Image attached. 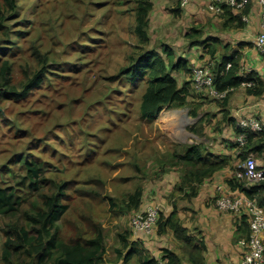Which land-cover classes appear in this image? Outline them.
<instances>
[{
  "label": "rangeland",
  "instance_id": "374dc122",
  "mask_svg": "<svg viewBox=\"0 0 264 264\" xmlns=\"http://www.w3.org/2000/svg\"><path fill=\"white\" fill-rule=\"evenodd\" d=\"M153 1L156 6L149 14L145 46L162 55L161 43L187 52L189 56L181 59L190 71H174L177 77L183 74L189 79L194 68L220 59L201 52V45L197 51L191 50L184 36L192 25L201 26L205 32L210 26L209 21L203 22L204 17L210 20L218 14L210 11L209 18L203 4L199 5L203 11L198 13L200 21L190 11L183 10L177 17L169 12L170 2ZM16 2V17L8 22L10 33L0 31V58L12 62L16 83L40 66L33 48L46 57V62L39 85L19 99L0 98V184L17 186L21 194L27 192L22 182L25 171L15 160L16 154L39 162L47 179L63 184L62 201L67 210L58 224L64 232H89L93 221L101 223L105 259L118 264V233L129 230L134 235L137 231L132 227V216L148 205H157L163 216L169 212L168 205L173 208L172 182L161 178L159 169L169 168L171 154L183 152L184 145L202 141L189 131L197 121L190 115L191 106L198 104L195 98L211 103V118L216 117L214 110L221 109L220 104L213 99L211 89L196 90L191 85L190 105L164 107L152 122L139 118L143 86L138 79L132 82L118 73L128 63V56L138 50L132 30L133 0ZM172 2L177 6L176 0ZM181 38L185 43H180ZM199 56L200 65L190 63ZM207 120L206 126L215 129L214 125L225 119L221 112L214 124ZM206 126L203 124V130ZM240 149L236 147L237 155ZM250 154L264 165V157L252 152L236 156L235 165L242 168ZM168 170L176 171L178 180L181 173L174 166ZM138 186L148 204L143 210L141 206L138 210L126 206L127 195ZM143 200L141 205L146 204ZM181 200H177V208ZM2 241L0 232V247Z\"/></svg>",
  "mask_w": 264,
  "mask_h": 264
},
{
  "label": "trees",
  "instance_id": "16d2710c",
  "mask_svg": "<svg viewBox=\"0 0 264 264\" xmlns=\"http://www.w3.org/2000/svg\"><path fill=\"white\" fill-rule=\"evenodd\" d=\"M16 1L0 0V31L4 35H7L11 28L8 22L11 23L16 17ZM133 1L132 30L137 37L135 48L138 50L128 56V63L122 66L118 73L132 82L137 79L140 81L143 90L139 100V118L152 122L164 107L190 105L192 81L189 78L179 84L173 76L174 71L189 72L190 69L184 59L175 57L169 46L161 43L165 55L153 47L146 48L149 40L147 34L149 14L153 2ZM220 6L221 29L228 30L243 25L242 15L247 13L248 6L242 13L233 12L226 3ZM171 10L175 16L180 15L179 0L177 6ZM202 35L203 28L198 25L190 26L184 34L190 46L199 44L211 58H214L220 44L219 39L215 37L202 39ZM223 49L220 59L213 61L211 72L214 89L225 94L222 97L213 96V99L220 104L223 119L233 121L232 118H228V110L225 108L232 93L239 87H244L248 94L261 95L264 83L254 71L241 73L240 51L233 50L228 54L226 52L229 49L228 44L224 45ZM33 53L40 66L30 74L25 73L21 83L13 81L12 62L8 58H0V98L19 99L28 93L29 89L40 84L46 57L41 55L37 48H33ZM246 82H251V85H243ZM190 115L198 116V104L191 106ZM203 120L204 117L197 118L189 127V131L197 136L203 135ZM236 127L238 133L240 128ZM232 146L238 147L237 141L232 143ZM240 148L238 156L252 152L264 157V125L258 132L246 131L245 143ZM170 157L169 168L174 166L181 174L170 194L173 197L172 211L166 216L159 214L155 224L158 234L171 231L180 244L181 253L165 247L157 259L140 241L131 239L132 233L129 230H125L118 233L120 246L115 248V259H119L120 264H182L183 257L190 264H207L203 236L196 230L197 228L194 229L197 232H192L183 225L178 216L177 200H191L195 197L204 180L229 166L231 158L225 154L205 151L202 144L197 142L184 145L183 152L172 153ZM15 160L25 171L22 182L28 191L21 194L17 186L0 184V232L3 235L0 264H115L105 259V229L102 224L93 221L89 232L74 231L72 234H66L58 224V220L67 210L62 201L65 195L63 184L47 179L40 163L29 159L26 154H16ZM161 167L159 169L161 174L169 169ZM231 169L234 171L233 175L226 179L227 186L231 190L242 192L249 199H254L264 210V179L250 182L245 177L237 175V172L242 171L241 167L231 166ZM140 186L127 195L128 208L139 209L143 199V190ZM238 219L235 220V226L237 232L240 231L239 237L247 239L250 231L248 215L240 213Z\"/></svg>",
  "mask_w": 264,
  "mask_h": 264
},
{
  "label": "crops",
  "instance_id": "0c3cea01",
  "mask_svg": "<svg viewBox=\"0 0 264 264\" xmlns=\"http://www.w3.org/2000/svg\"><path fill=\"white\" fill-rule=\"evenodd\" d=\"M165 1L168 3L170 2L168 9H172V0ZM152 2L154 8L156 5H154L153 0ZM211 3V0H203V2L191 0L188 5L186 4L185 6H181L180 15L183 14V10L185 13L186 11H190L192 15H195L194 19L199 20L200 15L198 13L203 12L199 8V5L203 4H205L204 10L207 11L206 15L208 17L210 16V11L213 14H218L210 20L204 17L203 22L209 21L208 23L210 27L206 26V31L203 32L202 39H211L214 37L219 39L220 44L215 56H221L224 50L223 46L226 44L229 45V49L226 50L228 54H230L233 50L240 51L241 73L254 71L264 83V52L262 53L258 51L254 43L260 31L261 24L260 5L258 0H250L249 2L248 11L246 13L248 15V20L243 21V25L241 27L231 28L228 30L221 29L222 19L219 14L220 12L214 10L211 7ZM169 12L173 16V12L171 10ZM156 14H158L160 17L158 12ZM180 43H185L183 42V38H181ZM196 47H199V44L192 45L189 48H191V50L197 51ZM171 48L174 50V54L177 58L188 55L187 52L177 51L173 44L171 45ZM201 52L205 51L201 50ZM201 52H199V55H202ZM201 58L202 57L199 56L196 61L194 58L192 60L190 59V63H195L194 65H200L202 62ZM177 72L181 73V71ZM172 74L176 79L178 78L177 81L179 84H182V82L186 80V77L183 78V74H179L181 76L180 78L176 76V73L173 72ZM195 99L199 104V108H201L200 111L198 110L197 118L204 117L206 122L203 121V124L205 126L206 123H208L207 119H212L214 124L216 119H219L220 117L221 109L219 107L215 108L214 113H216V117L211 118L213 114L210 116V112L213 110L208 108L211 103H206L200 98ZM225 108L229 112L228 118H232L233 121H230L229 119L223 120L219 126L216 124L214 125L215 129L206 126L203 130V135L198 137L202 139L200 143L202 144V147L205 149V151L228 155L231 158V163L229 166L216 171L210 178L204 180V182L199 186L197 195L191 200L182 199L180 205L177 208L178 216L181 219L183 225L186 226L189 231L197 232L199 230L201 232L206 245L204 255L207 264H239L240 258L245 249L247 239L246 237H239L240 231L237 232L235 226V220L239 218L240 214L219 209L215 204L214 197L217 194L218 186L225 188L227 191H235L231 190L227 186L226 179L233 175L234 170L231 169V166L234 168L238 167L235 165L237 159L236 156H238L236 153V147L232 146V143L236 142L237 121L242 117L255 116L259 118L264 125V91L261 95H253L246 93L244 87H239L231 95L229 103ZM259 166L261 167L262 165ZM175 172L176 171L174 170H168L164 172L161 177L171 181V187H174L180 178L179 176L177 180ZM147 205V203L140 205L142 208L141 210H143V207ZM167 208L169 209V214L172 211L171 205L170 207L168 205ZM155 226L156 225H154L149 231H135L134 235L131 236V239L140 241L151 253V255L157 259L162 254V248L165 247L172 248L177 253H181L179 249L180 244L173 237L171 231L167 230V232L163 234H158L157 226ZM195 228H197V231L194 230ZM118 264H120V261ZM182 264L190 263H188L186 258L183 257Z\"/></svg>",
  "mask_w": 264,
  "mask_h": 264
},
{
  "label": "built area",
  "instance_id": "2783aa9c",
  "mask_svg": "<svg viewBox=\"0 0 264 264\" xmlns=\"http://www.w3.org/2000/svg\"><path fill=\"white\" fill-rule=\"evenodd\" d=\"M181 5H186L189 0H179ZM211 7L222 12L220 4H228L233 12L242 13L249 5L250 0H211ZM260 5V31L255 39V46L258 51L264 52V0H258ZM242 20L247 21L248 15L243 14ZM213 61L203 67L194 68L191 74L192 85L196 90L204 88L211 89L214 97H222L225 92H217L213 87V79L211 66ZM229 67V64L227 65ZM251 85V82L243 83V85ZM240 131L237 133L236 141L238 147L244 145L246 140V131L251 130L258 132L262 129L261 120L255 116L242 117L237 121ZM257 159L252 155H248L242 171L237 172L238 176L245 177L248 181L254 182L264 179V167L259 168ZM215 197L216 206L225 211L234 213H246L248 215L249 235L246 240L245 249L240 258L239 264H264V210L254 200L247 198L240 191H227L225 188L218 186ZM159 216V207L156 205H148L145 210L136 212L131 219L134 230L149 231L155 225Z\"/></svg>",
  "mask_w": 264,
  "mask_h": 264
}]
</instances>
